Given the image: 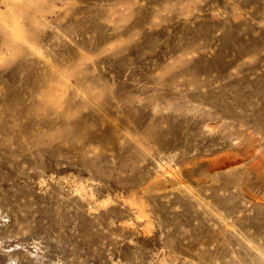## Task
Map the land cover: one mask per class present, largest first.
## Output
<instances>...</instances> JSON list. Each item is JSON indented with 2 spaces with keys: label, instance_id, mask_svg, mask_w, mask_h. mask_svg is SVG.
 I'll return each instance as SVG.
<instances>
[{
  "label": "rangeland",
  "instance_id": "374dc122",
  "mask_svg": "<svg viewBox=\"0 0 264 264\" xmlns=\"http://www.w3.org/2000/svg\"><path fill=\"white\" fill-rule=\"evenodd\" d=\"M0 264H264V0H0Z\"/></svg>",
  "mask_w": 264,
  "mask_h": 264
},
{
  "label": "bare ground",
  "instance_id": "6f19581e",
  "mask_svg": "<svg viewBox=\"0 0 264 264\" xmlns=\"http://www.w3.org/2000/svg\"><path fill=\"white\" fill-rule=\"evenodd\" d=\"M16 123V122H15Z\"/></svg>",
  "mask_w": 264,
  "mask_h": 264
}]
</instances>
